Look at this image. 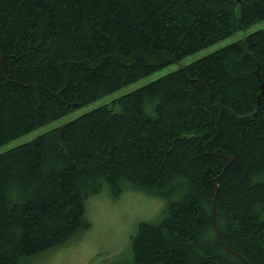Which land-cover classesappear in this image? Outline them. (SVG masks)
Here are the masks:
<instances>
[{
    "label": "trees",
    "instance_id": "1",
    "mask_svg": "<svg viewBox=\"0 0 264 264\" xmlns=\"http://www.w3.org/2000/svg\"><path fill=\"white\" fill-rule=\"evenodd\" d=\"M262 19L264 0H0V145ZM114 104L0 153V264L82 235L104 186L165 202L118 264H264V27Z\"/></svg>",
    "mask_w": 264,
    "mask_h": 264
},
{
    "label": "rangeland",
    "instance_id": "2",
    "mask_svg": "<svg viewBox=\"0 0 264 264\" xmlns=\"http://www.w3.org/2000/svg\"><path fill=\"white\" fill-rule=\"evenodd\" d=\"M263 27L264 19L240 29L218 42L183 57L177 62L170 63L58 119L1 144L0 153L17 144L30 141L48 129L63 125L65 122L99 105L108 104L113 110L117 111L119 110V105H115L114 101L122 94L132 91L158 78L163 73L176 70L182 65ZM164 205L165 202L162 197L129 187L124 188L118 197H112L107 187L104 186L99 194L86 199V217L91 225L82 235L60 246L37 254L27 259L23 264H118L121 261L129 260L132 251L130 239L136 232L138 223L140 221L155 222L158 220L162 214Z\"/></svg>",
    "mask_w": 264,
    "mask_h": 264
},
{
    "label": "bare ground",
    "instance_id": "3",
    "mask_svg": "<svg viewBox=\"0 0 264 264\" xmlns=\"http://www.w3.org/2000/svg\"><path fill=\"white\" fill-rule=\"evenodd\" d=\"M251 24V23H250ZM235 40V39H234ZM232 42V41H231ZM190 53V52H189ZM187 55H188V53H187ZM177 59V58H176ZM189 59V58H188ZM188 64V63H187ZM154 71V70H153ZM165 71H167V70H165ZM183 73V72H182ZM163 74H165V73H163ZM146 75V74H145ZM152 78V77H151ZM89 82V81H88ZM142 86V85H141ZM110 94V93H109ZM191 94V93H190ZM113 99H115V98H113ZM112 99V100H113ZM104 102V101H103ZM85 106V105H84ZM101 106V105H100ZM79 110V109H78ZM72 111V110H71ZM70 113V112H69ZM72 120V119H71ZM66 123V122H65ZM67 124V123H66ZM33 130V129H32ZM41 134V133H40ZM22 143V142H21ZM18 145V144H17ZM19 145H21V144H19ZM9 146V145H8ZM7 146V147H8ZM9 150V149H8ZM119 150H121V149H119ZM5 151V150H4ZM2 153V152H1ZM118 153V152H117ZM104 155V154H103ZM86 159V158H85ZM104 164V163H103ZM143 169V168H142ZM141 177V176H140ZM118 192V191H117ZM233 228V227H232ZM205 233V232H204ZM225 242V241H224ZM58 246V245H57ZM239 253V252H238ZM238 256V255H237ZM241 258V257H240ZM247 264V263H246Z\"/></svg>",
    "mask_w": 264,
    "mask_h": 264
},
{
    "label": "water",
    "instance_id": "4",
    "mask_svg": "<svg viewBox=\"0 0 264 264\" xmlns=\"http://www.w3.org/2000/svg\"><path fill=\"white\" fill-rule=\"evenodd\" d=\"M263 92V89H262V91H261V93Z\"/></svg>",
    "mask_w": 264,
    "mask_h": 264
}]
</instances>
